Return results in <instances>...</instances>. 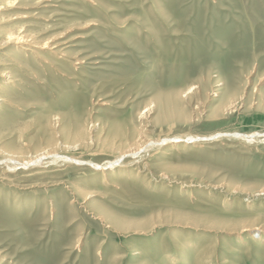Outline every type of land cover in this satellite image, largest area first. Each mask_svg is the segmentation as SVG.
Segmentation results:
<instances>
[{
    "label": "rangeland",
    "instance_id": "rangeland-1",
    "mask_svg": "<svg viewBox=\"0 0 264 264\" xmlns=\"http://www.w3.org/2000/svg\"><path fill=\"white\" fill-rule=\"evenodd\" d=\"M19 32L64 51L0 49V264H264V0H0Z\"/></svg>",
    "mask_w": 264,
    "mask_h": 264
},
{
    "label": "bare ground",
    "instance_id": "bare-ground-1",
    "mask_svg": "<svg viewBox=\"0 0 264 264\" xmlns=\"http://www.w3.org/2000/svg\"><path fill=\"white\" fill-rule=\"evenodd\" d=\"M64 43H56V44H52V41L51 42H46L45 44H43V45H38L37 43L36 44H33V43H31V41H30V36H28V35H24L22 32H19V34H17V35H14V34H10L8 37H6L3 41H2V43H0V49H3V48H5L6 46H8V45H24V46H22V47H20L21 48V50L22 51H30V52H32V54H33V57H34V59H35V62H33V66L31 67V71L32 70H35V69H37V68H39V67H43V64H46V65H51V59H50V57L49 56H47L46 55V53L45 52H40V51H36L35 49H38V50H41V51H45V50H50V51H54V55H63V51L64 50H62V49H60V47H62V45H63ZM11 59V58H10ZM12 60V59H11ZM19 64V63H18ZM21 64V63H20ZM3 64H1V66H2ZM6 65H9V64H6ZM4 72H6V73H8L7 71H5V70H3L1 73H3V74H5ZM219 94V93H218ZM184 94H182V96H183ZM181 97V96H180ZM182 98V97H181ZM6 101V99H4L3 97H1L0 96V102H2V103H6L5 102ZM227 103V102H226ZM1 106V105H0ZM1 109L3 110V106H1ZM213 117V116H212ZM215 117V116H214ZM217 118V117H216ZM80 131V130H79ZM250 135V134H249ZM125 136V134H123V138H125L124 137ZM222 136H226V135H222V134H217V135H215V136H209V137H205V138H202V140L203 141H206V140H209V139H217V138H219V137H222ZM252 136H257V135H252ZM143 137V136H142ZM238 137V139L239 138H242L241 136H237ZM129 138H131L132 140H133V138H140L141 139V133L140 132H138V131H134V133L132 134L131 133V135L129 136ZM222 138H224V137H222ZM199 139V138H198ZM197 139V140H198ZM221 139V138H220ZM225 139V138H224ZM233 139H235V138H233ZM76 140V139H75ZM146 140V139H145ZM194 140H195V138L194 137H186L185 138V140H184V143L185 144H192V143H194ZM248 140L249 141H251L252 140V137H251V139L250 138H248ZM256 140V139H255ZM255 140H252V141H255ZM128 141H129V139H128ZM134 141V140H133ZM146 141H148V140H146ZM200 141V140H199ZM234 141V140H233ZM238 142V141H237ZM240 142V141H239ZM154 143V142H153ZM250 143V142H249ZM156 144V143H155ZM202 144V143H201ZM145 145V143L144 142H140V141H138V140H136L135 142H133L132 144H130V145H128V146H126L122 151H121V154L123 155V157L127 154H129V155H132L131 156V158L132 159H137V158H139V157H136L137 156V153H139V151H141L143 148H145L146 146H148L147 144H146V146H144ZM162 145V144H161ZM161 145H159V146H161ZM61 146V145H60ZM70 146V145H69ZM144 146V147H143ZM153 145H151V147H152ZM55 147V146H54ZM143 147V148H142ZM150 147V148H151ZM232 147V146H231ZM230 147V148H231ZM75 148V147H74ZM108 148V147H107ZM210 148V147H209ZM152 149V148H151ZM213 149V148H212ZM215 149V148H214ZM118 150V149H117ZM67 151V150H66ZM142 151H144V149L142 150ZM148 151V150H147ZM45 152H46V150H45ZM51 152V151H50ZM49 152V154H45V153H42V154H38L37 156H40V158L38 159V160H34V159H36L37 157H34V159L33 160H25L24 161V163L23 164H19V163H17V162H15L14 164L13 163H10L9 161H5L4 160V164H5V166H3L4 167V169L6 170V171H8V172H6L7 174L8 173H13V171L15 170V169H18V168H20L21 167V169H28L30 166H35V167H42V168H48V167H50V165H56V164H58V163H60V164H70L71 162H74L75 164H79V163H77V161L75 160V159H72V158H66V157H61V156H59V155H57L56 153H50ZM113 152V151H112ZM119 152V151H118ZM137 152V153H136ZM41 153V152H40ZM117 153V152H116ZM167 154V153H166ZM121 155V156H122ZM15 156H17L16 155V153H13L12 155H9V157L10 158H12V157H15ZM33 157V156H32ZM118 157H120V156H118ZM140 157H141V155H140ZM52 159L51 161H46V159ZM122 158V157H121ZM130 158V157H129ZM114 159H116V158H114ZM140 159V158H139ZM120 160L121 159H116L115 161H113V162H105V164H103L102 165V167L101 168H99V166L97 167V169H100V170H102V171H104V170H110L111 168H113V167H115V165H117L119 162H120ZM133 161V160H132ZM137 161V160H136ZM81 162V161H80ZM50 164V165H49ZM119 164H121V163H119ZM1 165V164H0ZM31 169V168H30ZM2 175V174H1ZM126 176H124V178H125ZM127 178V177H126ZM2 179V178H1ZM122 180V179H121ZM124 181V180H123ZM112 187H117V186H115V185H111ZM218 187V186H217ZM220 187V186H219ZM234 189V188H233ZM261 189V188H260ZM258 190V189H257ZM260 191V190H259ZM258 191V192H259ZM263 194V193H262ZM260 195H261V193H260ZM264 195V194H263ZM89 197V196H88ZM90 198V197H89ZM228 213V212H227ZM181 217V216H180ZM187 217V216H186ZM185 217V218H186ZM175 218V217H174ZM156 219V218H155ZM187 219V218H186ZM188 219H190L189 217H188ZM175 220H177L178 221V219H176L175 218ZM193 220V219H192ZM191 221V220H190ZM195 221V220H194ZM199 221H202L201 219L199 220ZM199 221H197V223L199 222ZM217 221V220H216ZM227 221V220H226ZM152 222H153V220H152ZM158 222V221H157ZM203 222V221H202ZM209 222V221H208ZM212 222V221H211ZM213 222H215V221H213ZM254 221H252V223H253ZM154 223V222H153ZM173 223H174V221H173ZM179 223V222H178ZM187 223V222H186ZM195 223V222H194ZM193 223V224H194ZM200 224H201V222H199ZM206 223H207V221H206ZM156 224V223H155ZM199 224V225H200ZM203 224V223H202ZM209 224L211 225V223L209 222ZM215 224H219L218 225V228L219 227H224V228H233V229H237V228H241V230L243 229V230H245V228L246 227H248V226H250V225H247L246 223H232V224H230L229 222H224V223H215ZM187 225V224H186ZM189 225H191L190 223H189ZM196 225V224H195ZM198 225V224H197ZM204 225H205V223H204ZM212 225H213V223H212ZM215 226H217V225H215ZM261 226V225H260ZM208 228H209V226H208ZM211 228V227H210ZM217 228V227H216ZM215 228V229H216ZM212 229H214V228H212ZM248 229V228H247ZM262 233H264V226L262 227H260V229H259ZM174 240V239H173ZM175 243V242H174ZM255 243V242H254ZM253 246H257V245H253ZM180 248V247H179ZM211 248V247H210ZM183 250V249H182ZM213 251H214V249H209V250H206L204 253L202 252V255L199 257V259H201V260H207V259H209V257H210V255L213 253ZM216 251V250H215ZM212 258V257H211ZM224 263V262H223ZM226 263V262H225ZM224 263V264H225ZM205 264V263H204ZM209 264V263H208Z\"/></svg>",
    "mask_w": 264,
    "mask_h": 264
}]
</instances>
